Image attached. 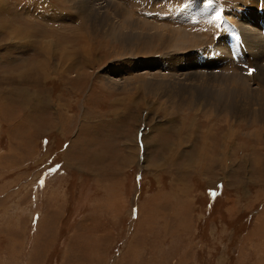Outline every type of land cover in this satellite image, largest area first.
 Instances as JSON below:
<instances>
[{
	"label": "rangeland",
	"instance_id": "obj_1",
	"mask_svg": "<svg viewBox=\"0 0 264 264\" xmlns=\"http://www.w3.org/2000/svg\"><path fill=\"white\" fill-rule=\"evenodd\" d=\"M257 69L264 0H0V264H264Z\"/></svg>",
	"mask_w": 264,
	"mask_h": 264
},
{
	"label": "bare ground",
	"instance_id": "obj_2",
	"mask_svg": "<svg viewBox=\"0 0 264 264\" xmlns=\"http://www.w3.org/2000/svg\"><path fill=\"white\" fill-rule=\"evenodd\" d=\"M86 2H88V1H86ZM84 3V2H83ZM88 3H90V2H88ZM86 4V3H85ZM84 5V4H83ZM97 5V4H96ZM78 7V6H77ZM80 8H83V9H85L84 11L85 12H89L87 9H90L91 11H92V6H89V8L88 7H86V6H81ZM263 9V8H262ZM79 10V9H78ZM116 10H119V9H116ZM175 10V9H174ZM81 11V10H80ZM115 11V10H114ZM125 12V11H124ZM126 13V12H125ZM87 14V13H86ZM82 18V17H81ZM118 18H116V20H117ZM122 21V20H121ZM120 21V22H121ZM120 22H118V24H116V26H114V27H112L113 29H118V25H119V23ZM122 23L124 24V22L122 21ZM241 25V24H240ZM120 26H121V24H120ZM238 26V25H237ZM129 27V26H128ZM159 29H160V27H159ZM162 29V28H161ZM245 29V28H244ZM255 30V29H254ZM162 31V30H161ZM191 32V31H190ZM114 33H116L115 31H112V35H114ZM16 34V37H18V38H20V35H18L17 36V34H19V33H15ZM192 34V33H191ZM252 34V33H251ZM251 36V35H250ZM196 37V36H195ZM199 37V36H198ZM161 38V36H159L157 39L159 40ZM186 38V34H185V32H183V31H180V32H172V31H170V34L168 35V37H167V39H169V40H177V39H185ZM201 40V39H200ZM259 40V39H258ZM202 42H203V46H204V41L203 40H201ZM200 42V41H199ZM208 42V41H207ZM261 43V42H260ZM192 44H194V43H192ZM263 44V43H262ZM197 46V45H196ZM252 46V45H251ZM248 48V47H247ZM253 49V48H252ZM257 52H255V54H256ZM259 53V52H258ZM258 55V54H257ZM256 55V56H257ZM263 55V54H262ZM66 57V56H65ZM39 61H40V59H38ZM65 61V60H64ZM38 64H40V68H42V72H43V67H45L46 66V59L45 60H41L40 61V63L38 62ZM63 64H65V63H63ZM225 65V64H224ZM73 66H75V65H73ZM72 65H70L69 67L71 68V67H73ZM62 68V67H61ZM67 68H68V66H67ZM63 69V68H62ZM21 70H24L25 71V74H26V72L28 71V68H27V66H26V68H22ZM48 70V69H47ZM217 70V69H216ZM258 71H256L257 73H255V74H253V79L254 80H259L258 82H262V80L264 79V71L263 70H259V69H257ZM64 71V73L66 72V68L63 70ZM37 75H39V76H41L40 75V72L38 71V73H36ZM35 74V75H36ZM186 74V73H185ZM189 75V74H188ZM196 75V74H195ZM22 76V75H21ZM193 76V75H192ZM249 76V75H248ZM28 77V76H27ZM251 77H252V75H251ZM36 78V77H35ZM238 78H240V77H238ZM43 79V77H41V80ZM188 79V78H187ZM39 81V80H38ZM27 82H28V80H27ZM242 82V81H241ZM264 83V82H263ZM259 84H261V83H259ZM15 91V90H14ZM20 92V91H19ZM17 93H18V91H17ZM35 93V92H34ZM19 94V93H18ZM30 93L28 92V94L27 95H29ZM14 94L13 93H11V97L13 96ZM22 95V94H21ZM27 95H25V96H27ZM17 96H19V97H21L20 96V94L19 95H17ZM16 96V97H17ZM24 96V95H23ZM31 96V95H30ZM10 98V97H9ZM21 99V98H20ZM39 103V102H38Z\"/></svg>",
	"mask_w": 264,
	"mask_h": 264
},
{
	"label": "snow or ice",
	"instance_id": "obj_3",
	"mask_svg": "<svg viewBox=\"0 0 264 264\" xmlns=\"http://www.w3.org/2000/svg\"><path fill=\"white\" fill-rule=\"evenodd\" d=\"M57 167H59V166H57ZM213 195H214V193H212Z\"/></svg>",
	"mask_w": 264,
	"mask_h": 264
}]
</instances>
